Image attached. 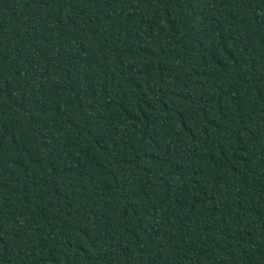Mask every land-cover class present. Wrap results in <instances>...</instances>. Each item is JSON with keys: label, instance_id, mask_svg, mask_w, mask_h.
Masks as SVG:
<instances>
[{"label": "trees", "instance_id": "obj_1", "mask_svg": "<svg viewBox=\"0 0 264 264\" xmlns=\"http://www.w3.org/2000/svg\"><path fill=\"white\" fill-rule=\"evenodd\" d=\"M0 264H264V0H0Z\"/></svg>", "mask_w": 264, "mask_h": 264}]
</instances>
